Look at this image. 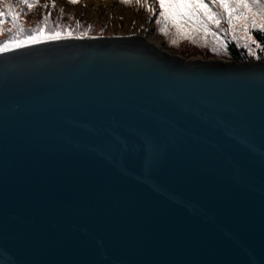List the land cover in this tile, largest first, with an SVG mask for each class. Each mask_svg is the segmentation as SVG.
I'll return each instance as SVG.
<instances>
[{"label":"water","instance_id":"water-1","mask_svg":"<svg viewBox=\"0 0 264 264\" xmlns=\"http://www.w3.org/2000/svg\"><path fill=\"white\" fill-rule=\"evenodd\" d=\"M227 62L0 52V264H264V62Z\"/></svg>","mask_w":264,"mask_h":264},{"label":"rangeland","instance_id":"rangeland-1","mask_svg":"<svg viewBox=\"0 0 264 264\" xmlns=\"http://www.w3.org/2000/svg\"><path fill=\"white\" fill-rule=\"evenodd\" d=\"M8 1L10 0H0V10L7 12V8L9 5ZM86 1L87 0H81L80 3H70L69 0H40L39 4L32 9H23V16L19 14V10H16L19 16V23L17 25L22 28L24 32H18L17 28L8 23L10 18L6 17L2 22H0V44H4L5 42L10 41L12 37H16L20 41H23L21 38H24V41H26L28 34L32 30H35L38 26H40V19L45 14L44 13L43 15H40V13L42 12V8H40L42 4L45 8L44 12H50L51 14H53L52 16L58 15L59 18H67V22L60 24L62 26L67 23H71V27L67 28L66 30L76 29L77 31H84L85 33L84 36L71 37L86 38L94 36H131L133 34V31H137L138 33L147 36L148 41L151 39H153L151 40L152 42L154 40L159 41L163 50L185 60H212L217 58L202 56L201 54H199L200 52L198 49L191 45L189 41L185 40V38H181L180 36L176 37L178 46H174L171 43L172 40H169L167 36H164L161 33L158 35V32L156 33L154 28L155 21L158 19V16L156 15L159 11V5L157 4L156 0H141V3L152 7V13L139 6H136L135 8H129L125 4L121 3V0H111L112 2H109L110 0H96L99 2L102 8L100 15L94 20L91 16H88L85 13L79 12L77 10L80 6H82L84 10H87L88 7H86ZM53 5H55V7H53ZM38 8L40 9L37 10ZM61 9L63 10V12H61ZM248 11L250 12L249 9ZM250 15V19L252 21L257 20L261 23L260 19H258V15H254L251 12ZM224 19L227 21L226 17ZM56 20L58 22L57 18ZM152 20H154V22ZM234 26H237L238 28L247 27L248 19L246 18L244 20L236 22ZM168 28L174 27L170 26ZM172 31L175 32L174 29ZM47 35L48 33L45 29L44 37L41 38L40 42L51 40L45 38ZM244 37L247 38L246 36ZM28 44L32 43H25L24 45ZM13 48L17 47H9L8 50ZM221 59L225 61H233L224 58Z\"/></svg>","mask_w":264,"mask_h":264},{"label":"snow or ice","instance_id":"snow-or-ice-1","mask_svg":"<svg viewBox=\"0 0 264 264\" xmlns=\"http://www.w3.org/2000/svg\"><path fill=\"white\" fill-rule=\"evenodd\" d=\"M70 3H76L78 0H69ZM159 5V17L162 19H157L155 23L161 25L159 31L162 35L167 36V25L171 24L172 27L176 29L177 36L181 38H189V35L192 31H200L205 35H211L213 38L216 37V33L210 31L209 24L214 23L219 25L220 23V14L210 11L208 6L204 3V0H156ZM211 2V0H210ZM21 3L27 5L30 9L34 6L35 0H21ZM121 3L129 5L130 0H121ZM136 3L141 7H146L147 11L150 13L153 12L152 7H149L143 3L141 0H136ZM219 7L224 9V12L227 15V23L230 26L229 30L233 31V39L236 40L237 44H240L239 39L235 36L233 25L234 22L239 20L248 19V26L241 27V31L247 37L248 40L252 39L250 34L251 29H255L261 33H264V25H257L254 21L250 19V14L247 9L252 8L254 11L258 12L261 16V19H264V3H259L257 0H218ZM55 7V5H53ZM61 12L63 10L61 9ZM6 17H11L13 26L18 29V32L23 33L24 30L20 28L17 21V14L14 12L12 5H8L7 12L0 10V22H2ZM50 22V17L45 16L43 21V26H38L35 30H32L26 41H20L16 37H12L10 41L0 44V51L8 50L9 47H22L25 43H38L41 38L44 37L45 28ZM48 39H60V29L59 26H55L53 32L48 35ZM174 46H178L177 40L171 41ZM248 47L247 40L242 45ZM259 47V45H257ZM225 52L227 51V44L223 45ZM264 51V49H261ZM215 51V49H213ZM251 55L252 52L249 51Z\"/></svg>","mask_w":264,"mask_h":264},{"label":"trees","instance_id":"trees-1","mask_svg":"<svg viewBox=\"0 0 264 264\" xmlns=\"http://www.w3.org/2000/svg\"><path fill=\"white\" fill-rule=\"evenodd\" d=\"M81 0H78V2L76 3H80ZM40 0H35V4L33 7L37 6L39 4ZM228 2H231V0H228ZM248 2H251V0H248ZM257 2L259 3H264V0H257ZM204 3L208 6L210 11H213L214 13H219L220 14V23L219 25H216L214 23L209 24V29L212 32L216 33V37L213 38V36L211 35H205L203 32L200 31H192L189 33V35L191 36V39L189 38H185V40L189 41V43L191 45H193L196 49L199 50V54H201L202 56L205 57H217V58H224V59H229V60H233L235 62H240V61H263L264 62V51H262L261 49H264V33H261L255 29H251L250 30V34L252 36L251 40H248L247 38H245L244 33L241 31V28H238L237 26L235 27L234 25L236 24V21L234 22L233 25V29H234V33L235 36L239 39L240 44H237L236 40L233 39V31L229 30L230 26L227 23V21L224 19L225 17L227 18L226 13L224 12V9L219 7V3L218 0H204ZM8 4L12 5L14 12L17 14V21L16 23H19V16L18 13L16 12V10H19V14L23 16V9L25 10H29V8L27 7V5H25L24 3H21V0H10L8 1ZM129 8H135L136 6L141 7L139 4L136 3V0H130L129 5H126ZM33 7H31L30 9H32ZM42 8V12L40 13V15L44 16L41 17L40 19V26H43V21H44V17L45 16H49L50 17V22L47 24V27L45 28L48 35H50L55 26H59L60 29V36L61 37H71V36H84L85 33L84 31H77L76 29H68L71 27V23H67L65 25H60L61 23L67 22L68 20H66L67 18H59V16L55 15L52 16L53 14H51L50 12H44L45 8L43 7V5L41 4ZM40 8H38L37 10H39ZM147 10L146 7H141ZM5 10V9H4ZM36 10V11H37ZM250 12L253 13L254 15H258V19H260L261 23L257 20H254V22L257 25H264V19H261V16L259 15L258 12L254 11L252 8H249ZM160 11V9H159ZM158 11V13H159ZM248 11V9H247ZM149 12V11H148ZM250 12L248 11V13L250 14ZM156 16H158V19H162L161 17H159V15L157 14ZM251 16V15H250ZM56 17L58 19V22L56 20ZM9 22L10 24L13 25L11 17H9ZM62 19V20H59ZM154 22V20H152ZM151 21V22H152ZM172 26L171 24L167 25V28ZM161 27V25H157L155 23V31L156 33L158 32V35L160 34L159 28ZM170 29H174L175 32H173ZM167 37L169 40H176L177 37V33H176V29L175 28H168L167 29ZM48 35L45 37L47 38ZM24 41V38H21ZM247 40V44L248 47H244L242 46L244 44V42ZM227 44V51L225 52L223 45ZM257 45H259V47H257ZM213 49H215V51H213ZM249 51L252 52V54H249Z\"/></svg>","mask_w":264,"mask_h":264},{"label":"bare ground","instance_id":"bare-ground-1","mask_svg":"<svg viewBox=\"0 0 264 264\" xmlns=\"http://www.w3.org/2000/svg\"><path fill=\"white\" fill-rule=\"evenodd\" d=\"M109 2H112V1L110 0ZM109 4H111V3H109ZM86 5H87L86 7H88L87 10H84V9L82 8V6L78 7L77 10H78L79 12L85 13V14L88 15V16H91V17L93 18V20H94L95 18H97V17L100 15V12H101V8H102V6H100V4H99L98 1H96V0H87V1H86ZM82 15H83V14H82ZM135 35H140V36H142L144 39H146V40L148 41V37L145 36L144 34L138 33L137 31H133V34H132L131 36H135ZM74 38H78V37H74ZM151 40H153V39H151ZM151 40H149V41H150V43H151L152 45H154V46H155L156 48H158L159 50L168 53L167 51H165V50L162 49V47H161V43H160L159 41L154 40V41L152 42ZM149 41H148V42H149ZM169 54H170V53H169ZM193 60H194V59H193ZM194 61H203V62L216 63V64H218V63L229 64V63H230V62H227V61H224V60H220V59H212V60L196 59V60H194Z\"/></svg>","mask_w":264,"mask_h":264}]
</instances>
